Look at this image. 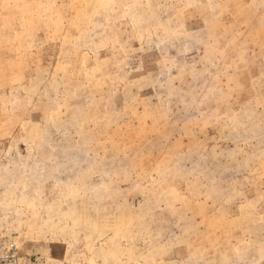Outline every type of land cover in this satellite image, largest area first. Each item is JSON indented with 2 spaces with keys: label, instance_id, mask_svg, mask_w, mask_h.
<instances>
[{
  "label": "rangeland",
  "instance_id": "obj_1",
  "mask_svg": "<svg viewBox=\"0 0 264 264\" xmlns=\"http://www.w3.org/2000/svg\"><path fill=\"white\" fill-rule=\"evenodd\" d=\"M2 235L264 264V0H0Z\"/></svg>",
  "mask_w": 264,
  "mask_h": 264
},
{
  "label": "built area",
  "instance_id": "obj_2",
  "mask_svg": "<svg viewBox=\"0 0 264 264\" xmlns=\"http://www.w3.org/2000/svg\"><path fill=\"white\" fill-rule=\"evenodd\" d=\"M0 264H81L67 259L47 258L21 252L10 236H0Z\"/></svg>",
  "mask_w": 264,
  "mask_h": 264
}]
</instances>
